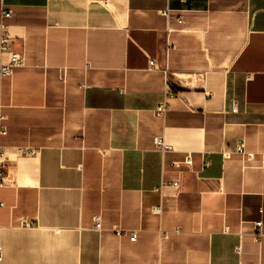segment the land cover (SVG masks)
Here are the masks:
<instances>
[{
    "label": "crops",
    "instance_id": "1",
    "mask_svg": "<svg viewBox=\"0 0 264 264\" xmlns=\"http://www.w3.org/2000/svg\"><path fill=\"white\" fill-rule=\"evenodd\" d=\"M4 3L0 264H264V0Z\"/></svg>",
    "mask_w": 264,
    "mask_h": 264
},
{
    "label": "built area",
    "instance_id": "2",
    "mask_svg": "<svg viewBox=\"0 0 264 264\" xmlns=\"http://www.w3.org/2000/svg\"><path fill=\"white\" fill-rule=\"evenodd\" d=\"M5 0H0L1 4V23H0V32H1V38H0V52L1 54H8L10 55V61L7 64H2L0 63V76L1 77H7L11 76L13 73V70L17 67H20L24 64V58L22 55L18 53H14L11 50V45H10V38L7 35V21L13 18L14 12L12 9L8 8L5 6L4 3ZM164 16H169L168 12L164 13ZM156 65L155 61L150 62V66L154 67ZM1 91V87H0ZM180 93L177 91L176 87L174 84L169 83L168 85V90H167V95H166V100L163 101L156 109V114L159 117H165L168 110H169V103L168 99L173 98V97H179ZM232 109L234 111L237 110V103L233 102L232 104ZM1 133L4 134L5 130L1 126ZM155 145L157 148L162 152L165 153L167 151L172 150V148L167 144V142L163 138H156L155 139ZM35 152L32 150H25L23 152L24 155L29 156L33 155ZM235 153L247 157L249 160H253L254 154L250 153L247 151L246 144L245 142H239V144L236 146ZM223 156L225 158L229 157V154L226 152H223ZM188 164L191 163L190 160L187 162ZM8 178V172H7V159H6V154L5 151L0 148V191L5 188L6 186V180ZM5 204L0 201V209L4 208ZM96 225H95V230L101 231L102 230V224L101 220L99 217L96 218L95 220ZM257 226L259 229H261L262 224L258 223ZM116 235L118 237H128L132 242H135L137 240V233L136 232H127L123 230H116L115 231ZM261 235V232L258 234ZM237 252L240 254L241 253V246L237 248ZM2 260V250L0 247V261Z\"/></svg>",
    "mask_w": 264,
    "mask_h": 264
}]
</instances>
